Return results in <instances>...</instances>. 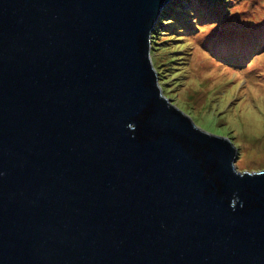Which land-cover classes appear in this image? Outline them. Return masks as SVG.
Wrapping results in <instances>:
<instances>
[{
  "label": "water",
  "instance_id": "obj_1",
  "mask_svg": "<svg viewBox=\"0 0 264 264\" xmlns=\"http://www.w3.org/2000/svg\"><path fill=\"white\" fill-rule=\"evenodd\" d=\"M172 0H0V264H264V171L161 94Z\"/></svg>",
  "mask_w": 264,
  "mask_h": 264
},
{
  "label": "rangeland",
  "instance_id": "obj_2",
  "mask_svg": "<svg viewBox=\"0 0 264 264\" xmlns=\"http://www.w3.org/2000/svg\"><path fill=\"white\" fill-rule=\"evenodd\" d=\"M168 5L150 34L161 94L197 128L234 146L238 172H263L264 0Z\"/></svg>",
  "mask_w": 264,
  "mask_h": 264
},
{
  "label": "trees",
  "instance_id": "obj_3",
  "mask_svg": "<svg viewBox=\"0 0 264 264\" xmlns=\"http://www.w3.org/2000/svg\"><path fill=\"white\" fill-rule=\"evenodd\" d=\"M210 3H211V2H210ZM168 4H169V3H168ZM167 7H168V8H173V5H170V6L168 5ZM164 9L166 10V7H165ZM164 9H163V10H164ZM173 9H174V8H173ZM170 13H171V12H169V14H170ZM167 15H168V14H167ZM163 17H165V15H164ZM220 17H223V15H220ZM185 31H186V30H185Z\"/></svg>",
  "mask_w": 264,
  "mask_h": 264
},
{
  "label": "bare ground",
  "instance_id": "obj_4",
  "mask_svg": "<svg viewBox=\"0 0 264 264\" xmlns=\"http://www.w3.org/2000/svg\"><path fill=\"white\" fill-rule=\"evenodd\" d=\"M170 2H171V1H170ZM170 2H169V3H170Z\"/></svg>",
  "mask_w": 264,
  "mask_h": 264
}]
</instances>
